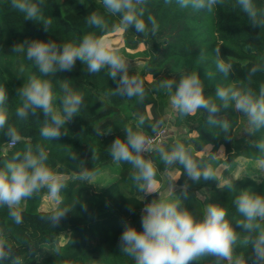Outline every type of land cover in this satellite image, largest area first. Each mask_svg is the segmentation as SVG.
I'll return each mask as SVG.
<instances>
[{
    "label": "trees",
    "instance_id": "1",
    "mask_svg": "<svg viewBox=\"0 0 264 264\" xmlns=\"http://www.w3.org/2000/svg\"><path fill=\"white\" fill-rule=\"evenodd\" d=\"M254 3L264 10V0H254ZM144 8L145 22L148 23L149 15L154 17L159 25L157 32L154 35H142L129 28L122 33L127 48L145 46L142 54L147 62L138 74L129 73L142 80L148 75L152 77V82L148 86L144 85V102H137L135 97L129 99L112 95L116 83L104 70L89 73L87 66L77 61L70 72L62 71L44 77L51 81L55 93H59V82L68 80L70 86L82 93L84 98L78 116L64 126L60 138L47 140L40 135L44 120L42 114H30L26 119L16 115V108L21 104L16 90L26 83L28 76L40 74L24 54L13 52V45L23 43L25 39L79 44L82 36L89 32H94L98 37L112 34L101 33L90 27L86 17L91 13L103 16L110 24L118 23L119 17L109 13L102 0H44V16L52 20L48 32H45L41 24L25 20L22 13L11 7L10 0H0V88L5 89L7 95L4 107L7 109L8 124L15 126L21 136L20 141L9 146V138L4 134L6 128L0 130V168L15 153L23 152L26 145L32 144L35 147L40 144L48 153V166L63 177H68L64 181L66 187L61 191L64 197L61 207L71 206L77 197L87 206L86 211L82 210L79 203L73 206L70 213L55 227L46 219L52 209H40L42 197L46 195L42 191L23 202L22 224H15L8 216L7 207H0V228L4 229L6 238L13 246L14 255L20 256L23 264H135L131 257L121 252L119 238L126 224L137 231L143 230L141 214L146 203L159 198L176 200L179 197L184 201V206L199 218L205 207L202 194L208 192V203L225 208L228 213L226 219L239 232L241 229L233 221V217L239 218L233 204L238 192L250 190L264 195L263 167L261 179L243 176L231 181L235 191H230L225 183L221 184L217 175L215 180L187 181L189 196L184 199L181 187L187 177L183 174V167L178 163L166 166L159 153L150 150L144 157L154 162L158 182L163 181L168 171L177 172L179 176L175 186L178 189L174 196L149 195L143 199V193L138 191L131 179L135 171L132 165L123 161L114 162L109 155L108 146L113 140L117 137L124 139L125 125L136 130L139 118L143 117L145 123L140 126V130L146 136H153L162 128L158 112V100H162L158 87L161 80L178 81L182 74L195 72L204 86L206 98L220 105L221 101L215 95L216 88L241 81L247 84L250 69L259 58L264 57V26L253 27L237 0H223L212 12L181 8L177 0L168 3L165 0H146ZM215 48H219L222 58L233 65L228 77L216 71ZM201 52L205 54L203 60ZM208 73L213 75L209 76ZM261 84H264V72L258 71L252 76L250 86L258 94ZM54 104L59 107V100H55ZM206 115L203 109L190 116L175 114L174 127L179 129V125L184 124L188 128L187 133L168 138L159 145L170 150L175 143H182L186 148H191L194 158L210 164L215 173L220 164L214 158L219 147L224 149L229 162L238 158L258 161L264 155L256 147L259 142H264V129L252 131L244 114L231 106L221 109V117L231 125L227 134L231 140L225 139L226 134L218 126L209 125ZM240 117L247 121L250 130L247 136L235 135L234 130ZM153 124L157 125L155 132L150 127ZM109 127L112 132L108 135L98 136L94 131L96 128L106 130ZM192 131L197 135L189 136ZM207 145L211 146L210 153L198 155ZM73 152L77 154L76 160L70 158ZM80 161H84L85 167L95 174L98 168L104 166L111 171L113 178L100 190H96L89 182L74 177L73 173L80 170ZM64 235V242L60 243ZM235 251L245 258L252 254L250 248L237 247ZM0 264H11V258ZM190 264H214V258H202Z\"/></svg>",
    "mask_w": 264,
    "mask_h": 264
},
{
    "label": "clouds",
    "instance_id": "2",
    "mask_svg": "<svg viewBox=\"0 0 264 264\" xmlns=\"http://www.w3.org/2000/svg\"><path fill=\"white\" fill-rule=\"evenodd\" d=\"M43 2L44 0H10L11 7L22 13L25 20L41 24L44 31L48 32L52 20L44 16ZM102 3L109 13L119 17V21L110 24L103 16L96 12L91 13L86 17V22L101 33H125L129 28H133L138 34L154 35L159 28L151 15L148 16V23L143 18L146 0H102ZM222 3L223 0H177L181 8L208 12H212ZM237 4L247 14L253 27L264 26V10L259 9L254 0H237ZM13 52L24 54L40 74L28 76L26 83L16 90L21 101L20 106L16 108V115L26 119L30 114H42L44 120L40 135L47 140L60 138L64 126L78 116L84 98L82 93L70 86L68 80H61L59 93H55L51 81L44 77L54 76L62 71L70 72L77 61L85 64L89 73L104 70L116 83L112 95L129 99L135 97L137 102H144L146 92L143 80L136 75H129V64L119 54L118 49L94 32L84 34L79 44L25 39L23 43L13 45ZM214 53L216 71L228 77L232 73L233 65L222 58L219 48H215ZM204 58L205 54L201 52V59ZM258 71L264 72V57L259 58L250 69L247 84L241 81L226 87L218 86L215 95L221 101L220 105L206 98L204 86L195 72L182 74L178 81L161 80L158 87L168 92L170 105L177 115L190 116L203 109L207 114V123L218 126L226 134L225 139L231 140L227 135L231 125L221 117L222 108L231 106L235 111L244 114L252 126V131L264 129V84L260 85L258 94L250 86L252 76ZM57 99L59 107L54 104ZM6 101V91L0 88V130L6 128L5 136L15 144L21 140V136L15 126L8 124L7 109L4 107ZM144 123V118L141 117L136 130L130 125H125L124 139L117 137L108 146V153L114 162H127L135 169L131 179L138 191L150 195L156 193L158 187L156 166L151 159H146L143 155L149 150L158 152L166 166L178 163L183 167V174L187 177L181 187L184 199L189 196L187 181L215 180L214 169L206 161L194 158L191 148H186L179 142L170 150L154 144L152 139L140 130ZM150 127L152 131H157V125ZM94 131L96 135L104 136L111 134L112 128H96ZM256 147L264 153V142H259ZM70 158L76 160L77 154L73 152ZM92 159L95 157L92 156ZM47 161L48 153L42 145L36 144L33 147L28 144L23 152L15 153L13 158L0 168V207H7L8 216L17 225L23 223V202L39 194L42 189H47L49 198L54 202L46 217L54 227L58 226L61 219L78 203L82 210H87V206L80 202L79 197L73 200L71 206L61 207L64 202L61 191L66 187L64 177L54 172ZM257 163L264 167V155L260 156ZM79 168V172L73 173L74 177L91 182L95 172L85 167L84 161H80ZM225 185L230 191L236 190L231 181H226ZM173 188L174 184L169 187V191L173 192ZM233 204L239 214V218L233 217L235 226L241 229L239 232L235 230L233 223L226 219L227 210L219 205L206 204L202 215L197 218L179 197L176 200L154 199L142 209V231L125 225L119 238L121 252L131 257L135 264H190L208 257L214 258V264H249V261L251 264H264V195L240 190ZM237 247L250 248L251 256L245 258L243 254H237ZM10 258L11 264H23L22 258L14 255L13 246L6 238L4 229L0 228V262Z\"/></svg>",
    "mask_w": 264,
    "mask_h": 264
},
{
    "label": "rangeland",
    "instance_id": "3",
    "mask_svg": "<svg viewBox=\"0 0 264 264\" xmlns=\"http://www.w3.org/2000/svg\"><path fill=\"white\" fill-rule=\"evenodd\" d=\"M106 39L110 45L116 49H118L119 54L122 55L126 61L129 64V73L132 74H138L139 71L143 68L145 62H147V58L142 54V52L145 49L144 45H138L134 49H129L125 46L122 33H112L109 35H106L103 37ZM151 76H145L144 77V85L148 86L152 82ZM159 91L162 93V100H158V112L161 115L162 119V129L163 131V138L161 141H164L168 138H174L178 135H184L187 133V126L184 124L179 125V129L174 127L173 121L175 118V110L170 105V99L169 94L164 89H159ZM147 114L150 116V110L149 107L146 108ZM235 135H248L249 128H247V121L245 118L240 117L238 120V126L234 130ZM188 135V134H187ZM196 132L192 131L189 133V136L194 137L196 136ZM209 148H208V147ZM204 147L198 155H208L211 151V146L207 145ZM204 150V151H203ZM214 158L219 161V166L216 170V175L220 181L221 184H224L226 181H233L235 179H238L243 176H251L255 179H261L263 176V167H261L257 161H249L242 158H238L232 162H229L227 160L226 154L224 153V149L222 147H219L215 153ZM178 173H174L171 171H168L165 173V177L163 181L158 182V187L156 189V193H153L151 195H165V197L174 196L177 187L175 186V182L178 178ZM113 178V175L111 171H108L104 168V166L98 168L96 170V174L91 182L92 186L96 190H100L104 185H106L111 179ZM68 177H64V181H67ZM174 184L173 192L169 191V187H171ZM42 192L46 193L42 197L40 209L47 211L51 210L53 208L54 202L49 198L47 194V189H42ZM149 195H144L142 198L146 199ZM210 196V193L205 192L202 194V200L204 206L208 204V198ZM142 215V214H141ZM65 235L62 236L60 243L64 242Z\"/></svg>",
    "mask_w": 264,
    "mask_h": 264
},
{
    "label": "built area",
    "instance_id": "4",
    "mask_svg": "<svg viewBox=\"0 0 264 264\" xmlns=\"http://www.w3.org/2000/svg\"><path fill=\"white\" fill-rule=\"evenodd\" d=\"M163 131L164 129H160L155 135L153 136H148L150 139H152L154 144H158L161 142L162 138H163ZM13 145V143H9V146ZM150 151V150H149ZM149 151H146L145 153H143V155L145 156Z\"/></svg>",
    "mask_w": 264,
    "mask_h": 264
},
{
    "label": "crops",
    "instance_id": "5",
    "mask_svg": "<svg viewBox=\"0 0 264 264\" xmlns=\"http://www.w3.org/2000/svg\"><path fill=\"white\" fill-rule=\"evenodd\" d=\"M179 176V174H177ZM153 194V193H152ZM151 195V194H150Z\"/></svg>",
    "mask_w": 264,
    "mask_h": 264
},
{
    "label": "water",
    "instance_id": "6",
    "mask_svg": "<svg viewBox=\"0 0 264 264\" xmlns=\"http://www.w3.org/2000/svg\"><path fill=\"white\" fill-rule=\"evenodd\" d=\"M157 145H159V143Z\"/></svg>",
    "mask_w": 264,
    "mask_h": 264
}]
</instances>
